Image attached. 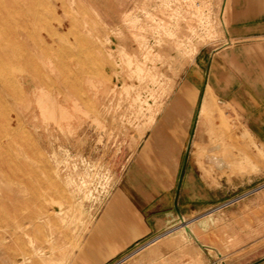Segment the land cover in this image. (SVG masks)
I'll return each mask as SVG.
<instances>
[{
	"label": "rangeland",
	"instance_id": "rangeland-1",
	"mask_svg": "<svg viewBox=\"0 0 264 264\" xmlns=\"http://www.w3.org/2000/svg\"><path fill=\"white\" fill-rule=\"evenodd\" d=\"M230 1L0 0L28 19L19 36L0 8V264H137L151 249L108 260L87 246L112 180L85 138L107 127L135 130L141 144L155 128L157 140L181 139L192 171L215 189L208 215L178 220L162 239L193 241L185 226L212 224L246 199L264 207V151L228 105L200 114L208 90L216 99L209 63L245 10ZM246 10L253 19L260 7ZM253 221L264 230V215Z\"/></svg>",
	"mask_w": 264,
	"mask_h": 264
},
{
	"label": "crops",
	"instance_id": "crops-1",
	"mask_svg": "<svg viewBox=\"0 0 264 264\" xmlns=\"http://www.w3.org/2000/svg\"><path fill=\"white\" fill-rule=\"evenodd\" d=\"M236 2L231 0L229 7L245 10L233 12L226 42L216 47L209 63L216 71V99L208 90L200 114L211 115L216 102L228 105L226 109L238 116L247 135L264 151V1L260 6L256 0ZM257 7V15L248 19L246 9ZM242 20L245 25L239 27ZM201 63L196 64L203 71ZM105 131L85 138L88 158L106 168L112 180L87 246L104 248L108 260L150 246L137 264H264L263 224L254 226L253 221L257 214L264 215V207L253 198L214 214L212 224L196 223L193 230L186 226L193 241L162 239L178 220L190 224L208 215L216 201L215 189L206 187L204 178L192 171L181 139L157 140L163 134L155 128L141 144L135 130Z\"/></svg>",
	"mask_w": 264,
	"mask_h": 264
},
{
	"label": "bare ground",
	"instance_id": "bare-ground-1",
	"mask_svg": "<svg viewBox=\"0 0 264 264\" xmlns=\"http://www.w3.org/2000/svg\"><path fill=\"white\" fill-rule=\"evenodd\" d=\"M179 5H181V4H179ZM0 8L1 9H3V11H5V12H7V14H8V17L10 18V21H13V23H15V32L19 35V36H22V34H23V36H27V31L25 32V31H22L21 30V28L20 27H24V25L27 23V21H28V19H26V18H23V19H21V18H19V19H16V17H15V15L17 14V13H19V12H21L22 10L20 9V8H16V7H14V6H12V8H7L6 7V5H5V3H1L0 4ZM7 10V11H6ZM36 14H31L30 13V17L31 18H33V17H36L35 16ZM129 16V15H128ZM127 18V17H126ZM1 20H3L2 19V14H1V11H0V21ZM164 23V22H163ZM195 24V23H194ZM3 25H4V23H3ZM195 27V26H194ZM198 29V28H197ZM10 31L12 32V28H10ZM25 32V33H24ZM144 36V35H143ZM188 40V39H187ZM6 54V53H5ZM150 54V53H149ZM148 54V55H149ZM6 56V55H5ZM129 56V55H128ZM110 57V56H109ZM131 58V57H130ZM134 58H135V56H134ZM130 60V59H129ZM128 60V61H129ZM50 62V61H49ZM123 62H125V61H123ZM134 62H135V60H134ZM126 64V63H125ZM135 64H136V62H135ZM134 64V65H135ZM138 65V64H137ZM140 66V65H139ZM128 67V66H127ZM129 68V67H128ZM139 72V71H138ZM13 73V72H12ZM148 74V73H147ZM149 75V74H148ZM147 78V77H146ZM146 80V79H145ZM3 82L4 81H2V79H1V83L3 84ZM18 82V81H17ZM85 82H86V80H85ZM99 82V81H98ZM14 84V83H13ZM137 85H139V84H137ZM93 86V85H92ZM129 86V85H128ZM121 87V86H120ZM122 88V87H121ZM126 88V87H125ZM35 89H36V87H35ZM39 90V89H38ZM40 91V90H39ZM53 91V90H52ZM41 94H42V92H41ZM52 94V93H51ZM40 96V95H39ZM47 96V95H46ZM51 96H53V95H51ZM55 97V96H54ZM53 97V98H54ZM40 98V97H39ZM41 99V98H40ZM36 100V99H35ZM39 100V99H38ZM43 103V102H42ZM41 103V104H42ZM139 103V102H138ZM145 104V103H144ZM42 106V105H41ZM46 106V105H45ZM57 107V106H56ZM39 108V107H38ZM45 109V108H44ZM60 109H63L62 107L60 108ZM59 108H58V110H60ZM77 110V109H76ZM73 111H74V109H73ZM141 111V110H140ZM45 112V111H44ZM61 112V111H60ZM202 112V111H201ZM204 112V111H203ZM63 113H64V111H63ZM44 114V113H43ZM85 114V113H84ZM45 116V115H44ZM63 116V115H62ZM65 116H67V112H66V115ZM68 117H69V115L67 116V117H65V119L67 118L68 119ZM71 117H73L72 115H71ZM45 118V117H44ZM52 119V118H51ZM57 119V118H56ZM60 119V118H59ZM61 119H62V117H61ZM64 120V119H63ZM48 121V120H47ZM94 121V120H93ZM10 123V122H9ZM55 123V122H54ZM98 126V125H97ZM11 128V127H10ZM1 136V135H0ZM1 138V137H0ZM0 140H2V139H0ZM85 195V194H84ZM84 198V197H83ZM61 220V219H60ZM186 227V226H185ZM54 245V244H53Z\"/></svg>",
	"mask_w": 264,
	"mask_h": 264
}]
</instances>
